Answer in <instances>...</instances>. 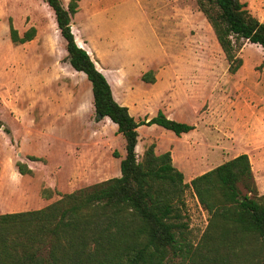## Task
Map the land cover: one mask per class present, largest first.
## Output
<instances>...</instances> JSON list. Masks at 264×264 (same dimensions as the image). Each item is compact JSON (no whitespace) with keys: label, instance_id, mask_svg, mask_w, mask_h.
Segmentation results:
<instances>
[{"label":"rangeland","instance_id":"374dc122","mask_svg":"<svg viewBox=\"0 0 264 264\" xmlns=\"http://www.w3.org/2000/svg\"><path fill=\"white\" fill-rule=\"evenodd\" d=\"M69 1L61 0L65 7ZM242 1L262 13L264 0ZM77 2L71 31L117 103L130 106L136 121L161 110L195 127L180 137L158 126L139 127V159L151 144L160 154L169 151L189 183L247 152L263 195L264 50L246 43L242 66L230 75L195 0ZM9 21L20 36L34 27L32 42L14 46ZM65 60V42L42 0H0V214L41 209L61 194L120 176L124 140L109 119L96 117L85 75L72 76ZM148 71L153 84L141 80ZM17 163L32 174L20 175ZM185 210L187 238L196 243L208 216L191 190Z\"/></svg>","mask_w":264,"mask_h":264},{"label":"trees","instance_id":"16d2710c","mask_svg":"<svg viewBox=\"0 0 264 264\" xmlns=\"http://www.w3.org/2000/svg\"><path fill=\"white\" fill-rule=\"evenodd\" d=\"M53 12L65 42L66 62L91 84L96 117L109 119L124 140L120 176L61 194L37 210L0 214V264H264V194L259 195L251 164L240 154L184 182L169 151L155 154V145L136 152L138 128L156 125L180 137L193 125L169 119L158 110L136 121L117 103L106 76L80 47L71 31L77 0H42ZM234 75L242 66L246 44L264 50V22L242 0H195ZM14 46L32 41L36 29L20 36L9 21ZM148 71L145 83H154ZM98 118V117H97ZM3 124L0 121V128ZM119 158L118 154H114ZM31 159H34L33 157ZM20 175H31L17 163ZM191 190L207 213V226L194 243L187 238L185 194ZM43 196L51 198V191Z\"/></svg>","mask_w":264,"mask_h":264},{"label":"crops","instance_id":"0c3cea01","mask_svg":"<svg viewBox=\"0 0 264 264\" xmlns=\"http://www.w3.org/2000/svg\"><path fill=\"white\" fill-rule=\"evenodd\" d=\"M261 6H262V4H261ZM259 7L260 8V11L262 12V13H260V12H257L256 10H249V12L255 17V18H257L260 22H264V7ZM250 9V8H249ZM58 31V30H57ZM74 35V34H73ZM32 42V41H31ZM65 65L69 68V69H71L70 70V74L73 76V72L75 73V74H77V72L76 71H74L72 68H71V66L69 65V63L68 62H66L65 63ZM82 75H84V74H82ZM83 77V79L85 80V82H87V84L90 86V88H91V84L90 83H88L89 81H86V79H85V76H82ZM158 79H159V77H158ZM168 82H170V80L168 81ZM172 82V81H171ZM73 85V84H72ZM80 86H76V88H79ZM92 94V93H91ZM91 98H92V96H91ZM92 105V104H91ZM125 107H127L128 108V110H129V113L132 115V110H131V108H130V106H128L127 104H123ZM92 107H93V105H92ZM164 112H165V109L163 110ZM165 116L168 118L169 117V113H167V112H165ZM148 118H151V117H149V116H147ZM106 119V118H105ZM152 126H156V125H152ZM115 128H116V126H115ZM195 130V129H194ZM193 131V130H192ZM191 132V131H190ZM172 133V132H171ZM139 134V133H138ZM186 134H189V132L188 133H186ZM186 134H182V135H186ZM138 139H139V137H138ZM137 146H138V143H137ZM136 146V147H137ZM162 151H158V147H155V154H157V155H160V153H161ZM142 153H143V149H141V155H142ZM164 153V152H163ZM186 153H188V150L186 151ZM243 154H246L247 156H248V158H249V154H247V152H245V153H243ZM172 156V159H173V154H171ZM187 155V154H186ZM240 155V154H239ZM238 156V155H237ZM236 157V156H235ZM234 158V157H233ZM232 159V158H231ZM250 159H251V157H250ZM250 159H249V161H250ZM230 160V159H229ZM217 167V166H216ZM252 169V168H251ZM191 173L192 172H190V175H191ZM205 173V172H204ZM203 174V173H202ZM189 175V176H190ZM199 175H201V174H199ZM198 175V176H199ZM189 176H188V179H189ZM184 177V176H183ZM197 177V176H196ZM187 177L185 176V179H184V182L187 180L186 179ZM195 178V177H194ZM193 178H191L190 180H188V181H191ZM186 183V182H185Z\"/></svg>","mask_w":264,"mask_h":264},{"label":"water","instance_id":"95a60500","mask_svg":"<svg viewBox=\"0 0 264 264\" xmlns=\"http://www.w3.org/2000/svg\"><path fill=\"white\" fill-rule=\"evenodd\" d=\"M97 117H98L99 119L101 118V116H100V115H98ZM1 128H2V127H1Z\"/></svg>","mask_w":264,"mask_h":264}]
</instances>
